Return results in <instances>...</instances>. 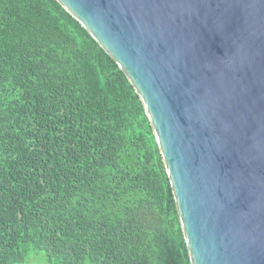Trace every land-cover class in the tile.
I'll return each mask as SVG.
<instances>
[{
    "label": "trees",
    "instance_id": "obj_1",
    "mask_svg": "<svg viewBox=\"0 0 264 264\" xmlns=\"http://www.w3.org/2000/svg\"><path fill=\"white\" fill-rule=\"evenodd\" d=\"M192 264L146 110L57 0H0V264Z\"/></svg>",
    "mask_w": 264,
    "mask_h": 264
},
{
    "label": "water",
    "instance_id": "obj_2",
    "mask_svg": "<svg viewBox=\"0 0 264 264\" xmlns=\"http://www.w3.org/2000/svg\"><path fill=\"white\" fill-rule=\"evenodd\" d=\"M126 72L192 264H264V0H57Z\"/></svg>",
    "mask_w": 264,
    "mask_h": 264
},
{
    "label": "rangeland",
    "instance_id": "obj_3",
    "mask_svg": "<svg viewBox=\"0 0 264 264\" xmlns=\"http://www.w3.org/2000/svg\"><path fill=\"white\" fill-rule=\"evenodd\" d=\"M22 264H50V262L44 253L32 251Z\"/></svg>",
    "mask_w": 264,
    "mask_h": 264
}]
</instances>
